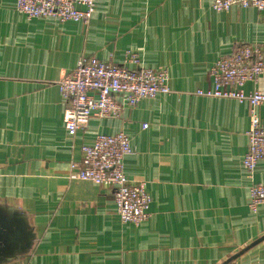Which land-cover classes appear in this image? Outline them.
Here are the masks:
<instances>
[{"label":"crops","instance_id":"obj_1","mask_svg":"<svg viewBox=\"0 0 264 264\" xmlns=\"http://www.w3.org/2000/svg\"><path fill=\"white\" fill-rule=\"evenodd\" d=\"M0 0V212L14 218L0 264H264V162L243 165L249 106L198 95L211 69L240 45L264 55V12L212 0H98L88 25L33 19ZM167 69L172 93L114 119L93 117L70 137L59 81L82 58ZM134 68V66L130 65ZM264 93V74L245 90ZM257 115L264 123V105ZM144 125H148L144 128ZM125 132L131 181H145L150 219L121 223L109 187L72 178L71 165L98 135Z\"/></svg>","mask_w":264,"mask_h":264},{"label":"built area","instance_id":"obj_2","mask_svg":"<svg viewBox=\"0 0 264 264\" xmlns=\"http://www.w3.org/2000/svg\"><path fill=\"white\" fill-rule=\"evenodd\" d=\"M98 0H16V11L29 20L56 19L61 23L88 25ZM215 11L232 7L253 8L264 12V0H212ZM134 66V68L130 67ZM214 89L198 91L204 97L234 99L247 104L251 116L248 150L243 158L246 170L253 174L264 162V123L257 115L264 105V93L245 90L249 83L258 85L264 74L263 52L251 45H240L212 67ZM66 109L65 129L70 137L85 128L93 117L114 119L126 108H135L146 99L172 93L167 69L142 67L138 54L128 51L123 65L96 58H82L75 69L58 83ZM148 125H144L147 128ZM134 154L131 139L125 132L98 135L92 144L82 147V158L71 165L72 178L89 181L113 190L116 212L121 223L140 226L150 219L151 195L145 181H131L125 161ZM249 209L257 214L264 206V184L249 189Z\"/></svg>","mask_w":264,"mask_h":264},{"label":"water","instance_id":"obj_3","mask_svg":"<svg viewBox=\"0 0 264 264\" xmlns=\"http://www.w3.org/2000/svg\"><path fill=\"white\" fill-rule=\"evenodd\" d=\"M14 218L15 217H9L6 215L1 214L0 212V254L2 253H6L7 249H8V239L12 236L15 235V229H14ZM262 240H264V237H262V239H259L258 241H256L255 243H253L251 245V247L259 244ZM243 253V252H242ZM239 253L235 256H233L232 258H230L226 263L224 264H228L231 261H234L235 259H237L240 254Z\"/></svg>","mask_w":264,"mask_h":264}]
</instances>
